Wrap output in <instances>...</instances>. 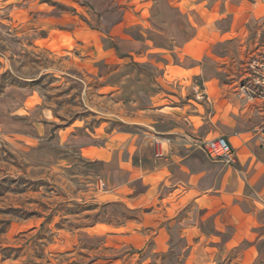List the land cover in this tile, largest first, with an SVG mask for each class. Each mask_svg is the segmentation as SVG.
<instances>
[{
	"label": "rangeland",
	"instance_id": "1",
	"mask_svg": "<svg viewBox=\"0 0 264 264\" xmlns=\"http://www.w3.org/2000/svg\"><path fill=\"white\" fill-rule=\"evenodd\" d=\"M136 1L0 0V264H263L192 250L178 213L109 162L111 133L126 153L129 115L103 77L117 57L142 59L129 48L143 22L121 26ZM138 128L135 154L157 155Z\"/></svg>",
	"mask_w": 264,
	"mask_h": 264
},
{
	"label": "crops",
	"instance_id": "2",
	"mask_svg": "<svg viewBox=\"0 0 264 264\" xmlns=\"http://www.w3.org/2000/svg\"><path fill=\"white\" fill-rule=\"evenodd\" d=\"M152 1L137 0L140 12L130 9L125 17L132 21L121 25L143 22L142 44L129 48H142V59L117 57L103 77L129 115L126 153L117 154L120 142L111 133L109 162L125 173L131 191L140 185L141 195L157 193L159 203L178 213L176 238L196 245L192 250L205 244L214 253L216 245L240 262L264 264L260 103L242 90L246 63L264 47V0ZM138 126L150 146L159 144L157 155L135 154L145 143L135 141ZM220 136L234 151L233 163L198 150L199 142ZM81 150L102 162L96 146Z\"/></svg>",
	"mask_w": 264,
	"mask_h": 264
},
{
	"label": "built area",
	"instance_id": "3",
	"mask_svg": "<svg viewBox=\"0 0 264 264\" xmlns=\"http://www.w3.org/2000/svg\"><path fill=\"white\" fill-rule=\"evenodd\" d=\"M243 78L242 90L250 99H256L260 103V125L256 134L264 148V47L250 57L246 63V72ZM206 156L212 161L233 163L234 151L225 137L209 139L203 143Z\"/></svg>",
	"mask_w": 264,
	"mask_h": 264
}]
</instances>
